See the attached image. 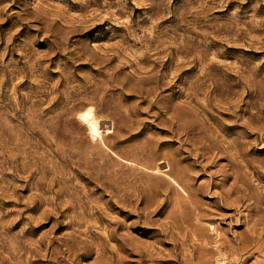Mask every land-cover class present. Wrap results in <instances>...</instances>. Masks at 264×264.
Listing matches in <instances>:
<instances>
[{"label": "rangeland", "instance_id": "obj_1", "mask_svg": "<svg viewBox=\"0 0 264 264\" xmlns=\"http://www.w3.org/2000/svg\"><path fill=\"white\" fill-rule=\"evenodd\" d=\"M221 260L264 264V0H0V264Z\"/></svg>", "mask_w": 264, "mask_h": 264}, {"label": "bare ground", "instance_id": "obj_2", "mask_svg": "<svg viewBox=\"0 0 264 264\" xmlns=\"http://www.w3.org/2000/svg\"><path fill=\"white\" fill-rule=\"evenodd\" d=\"M78 116H79V119L86 125V127H87V129H88V131L92 137L100 136L98 121L93 116L92 109L90 107L86 108ZM157 170H158V168H157ZM219 263L223 264L224 262L221 260Z\"/></svg>", "mask_w": 264, "mask_h": 264}]
</instances>
